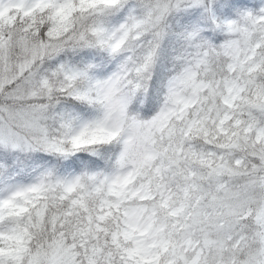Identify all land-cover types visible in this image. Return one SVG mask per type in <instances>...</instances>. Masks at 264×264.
Segmentation results:
<instances>
[{
  "label": "snow or ice",
  "instance_id": "obj_1",
  "mask_svg": "<svg viewBox=\"0 0 264 264\" xmlns=\"http://www.w3.org/2000/svg\"><path fill=\"white\" fill-rule=\"evenodd\" d=\"M0 264H264V0H0Z\"/></svg>",
  "mask_w": 264,
  "mask_h": 264
}]
</instances>
